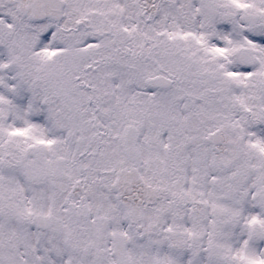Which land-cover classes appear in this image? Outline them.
Wrapping results in <instances>:
<instances>
[{"label":"snow or ice","instance_id":"snow-or-ice-1","mask_svg":"<svg viewBox=\"0 0 264 264\" xmlns=\"http://www.w3.org/2000/svg\"><path fill=\"white\" fill-rule=\"evenodd\" d=\"M0 264H264V0H0Z\"/></svg>","mask_w":264,"mask_h":264}]
</instances>
